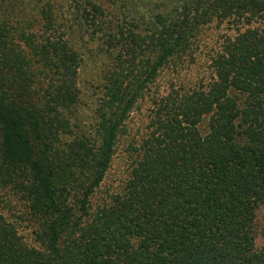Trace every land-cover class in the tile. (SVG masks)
Wrapping results in <instances>:
<instances>
[{
    "label": "trees",
    "instance_id": "1",
    "mask_svg": "<svg viewBox=\"0 0 264 264\" xmlns=\"http://www.w3.org/2000/svg\"><path fill=\"white\" fill-rule=\"evenodd\" d=\"M70 7L84 33L102 32L115 52L92 144L60 145L80 58L51 4L39 12L36 42L17 38L0 14V188L24 194L33 222L26 241L0 215V264H264L255 230L264 208V0H132L121 21L96 15L91 0ZM214 20L237 32L211 58L213 76L161 106L124 194L91 209L143 90Z\"/></svg>",
    "mask_w": 264,
    "mask_h": 264
},
{
    "label": "rangeland",
    "instance_id": "2",
    "mask_svg": "<svg viewBox=\"0 0 264 264\" xmlns=\"http://www.w3.org/2000/svg\"><path fill=\"white\" fill-rule=\"evenodd\" d=\"M75 1L86 0H0V14L2 19L7 20L9 30L20 40L30 38L33 42L38 40L41 32L39 12L44 5L50 3L59 18L56 26L58 32H63V36L78 50L80 63L75 81L78 99L69 111L64 112L67 122L65 121L66 126L61 128L60 145L81 139L92 144L97 140L96 111L105 94L107 78L115 64V52L106 46L103 33L98 32L95 35L87 31L84 33L86 28L80 25L82 19L77 18L80 12L75 14L73 7H70ZM91 1L100 8L96 15L103 16L106 20L118 16L117 19L120 21L124 16L128 17V8L130 9L132 2V0ZM122 25L111 31L116 38L118 31L125 26ZM105 30L107 29L104 26L102 30L100 29ZM236 32L233 24L217 20L210 22L202 28L190 51L174 56L160 70L156 79L147 85L117 135L110 165L90 200L91 209L94 210L97 206L109 203L124 194L137 162L153 134L158 132L156 121L161 106L184 92L204 87L213 76L211 58L219 51L224 39L234 36ZM30 53L36 56L33 65L38 66L39 63L36 61L38 52L31 49ZM36 76L33 77L35 82L30 86L34 91L32 94L34 100L39 103V77L37 80ZM13 79V75L7 76L4 84L14 85ZM207 119L204 117L200 124L203 133L206 130ZM76 198L77 196H74L73 201H76ZM27 206L24 194L12 183L0 188V215L14 223L23 239L29 241L33 222ZM255 212L256 247L261 248L264 245L262 235L264 208L260 207Z\"/></svg>",
    "mask_w": 264,
    "mask_h": 264
}]
</instances>
